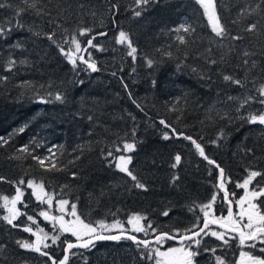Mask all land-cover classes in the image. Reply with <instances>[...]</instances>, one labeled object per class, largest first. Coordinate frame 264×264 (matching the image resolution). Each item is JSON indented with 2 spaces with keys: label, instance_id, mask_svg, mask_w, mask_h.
Wrapping results in <instances>:
<instances>
[{
  "label": "trees",
  "instance_id": "1",
  "mask_svg": "<svg viewBox=\"0 0 264 264\" xmlns=\"http://www.w3.org/2000/svg\"><path fill=\"white\" fill-rule=\"evenodd\" d=\"M33 2L37 8L50 11L51 17L38 16L36 9L28 6ZM0 3L12 5L0 8V24L13 27L0 38V77H8L0 82V137L8 140L0 146V176L5 178L0 181V197L15 195L16 185L12 182L23 178V203L17 207L36 221L33 224L21 216L16 223L32 226L34 233L42 228L49 237L55 234L54 227L39 215L44 204L26 186L27 180L34 179L43 181L56 198L75 203L77 213L87 223L127 221L133 214H140L146 215L161 232L189 228L197 215L202 216L198 208L195 212L189 208L210 200L216 191L213 186L218 170L198 154L190 141L173 136L159 123L161 119L177 132L193 137L209 159L225 170L231 179L226 186L229 193H235L234 200L242 192L236 184L247 177L249 169L264 173V125L240 118L258 115L262 106L257 101L237 112L240 103L257 95L264 85V28L257 33L244 31L252 22L259 21L264 26V0H215L216 11L230 36L244 37L236 41L215 37L203 7L195 0H149L146 5L137 4L136 0ZM113 4L117 9H111ZM18 8L26 9L18 18L22 28L15 27ZM136 11L141 15L136 16ZM49 19L61 27L49 24ZM181 25L194 31L185 32ZM79 27H90L93 32L77 39L85 45L96 36L93 43L103 48H91L84 56L88 60L91 53L90 62L99 69L96 72L80 61L73 69L57 47L59 44L69 48L64 41ZM121 30L129 34L137 49L135 60L128 55L131 49L127 44L116 43ZM52 31L56 43L44 36ZM33 32L41 35L34 36ZM99 32L107 35L98 36ZM17 42L23 48H15ZM245 51L254 53L249 59L257 62L255 68L251 63L243 64ZM10 57L17 61L26 59L28 63H18L13 71H4ZM148 60L153 61L151 66ZM212 60L216 63H210ZM224 75L241 79L244 87L224 81ZM57 92L63 95V102L55 100ZM230 96L235 99L228 100ZM21 127L25 131L19 132ZM166 131L171 137L167 140L163 138ZM221 132L223 137L217 140ZM124 142H134V151L124 152ZM24 145L33 155L50 159L41 166L29 153L18 151ZM108 151L113 152L112 157H107ZM120 153L132 156L129 168L147 191L135 188L131 178L114 167ZM177 154L182 159L173 168ZM14 156L20 158L13 159ZM52 163L56 169L49 170ZM73 172L77 173L76 178ZM173 177L178 179L173 181ZM253 186L264 188V176L255 178L250 187ZM257 203L264 211V198ZM227 206L218 200L215 209L224 214ZM164 211H169V215H162ZM5 215L8 209L0 198V244L4 245L0 264H51L47 257L16 244L17 240L33 242L36 236L23 231V227L7 226L2 219ZM137 235L144 238L155 233ZM74 238L71 233H61V240L45 250L59 260L64 254L63 241ZM46 243L51 244V240ZM219 243L215 238H205L202 249L217 248L215 256L223 257L226 264H235L241 250L264 257L262 244L251 248L233 240L231 247L226 248L219 247ZM170 244L177 243L168 241L165 248ZM202 249L196 264H215V257ZM72 251L82 255L70 257L69 264H84V257L87 264H151L140 259L136 245L127 239L98 241L90 250Z\"/></svg>",
  "mask_w": 264,
  "mask_h": 264
},
{
  "label": "snow or ice",
  "instance_id": "2",
  "mask_svg": "<svg viewBox=\"0 0 264 264\" xmlns=\"http://www.w3.org/2000/svg\"><path fill=\"white\" fill-rule=\"evenodd\" d=\"M24 3H28V0H23ZM195 2L203 7V14L207 17L208 23L211 26V31L214 33L215 37L224 39L225 37H229L231 40H242L244 39L243 36L236 35L230 36L228 28L224 23H222L219 14L216 11L215 0H195ZM137 4H148L149 0H136ZM30 8L36 9V14L38 16L47 15L51 17L52 13L50 11H45L42 8H37L36 3L33 2L28 5ZM4 7H12L11 4L0 3V8ZM83 8V5L79 6ZM117 5L113 4L111 9H117ZM259 7V5L257 6ZM26 9L18 8L15 12V17H17L15 21L16 28H22L24 25L21 23L20 19H18ZM64 11V10H61ZM252 11H256L253 9ZM59 14V13H58ZM95 16V12L91 13ZM250 14V13H249ZM136 16H140L141 12L136 11ZM49 24H55L57 28L61 27L60 23L56 20L49 19ZM235 23V21L233 22ZM11 25V21H9ZM181 28L185 32L194 31L189 27H185L181 25ZM264 26L260 25L259 21L252 22L247 25L244 29L246 33H257L259 32ZM13 31V27H5L3 24H0V38L5 37L7 33ZM65 31H67L65 29ZM93 32V29L90 27H79L77 32L73 33L69 38L65 39L64 43L69 45H74L75 49L73 50L71 47L65 48L61 45H57L59 52L62 56H65L68 62L73 66V69L77 67V60L82 62L83 64L87 65L88 69L91 71L96 72L99 69L95 62L91 61V53H89V59L86 60L83 56H76V53L87 51L86 48H82L80 41L77 39V36L83 37L90 35ZM34 36H40L41 32H33ZM98 36H105L107 35L104 32L97 33ZM46 39L56 43L54 37L55 32H47L44 33ZM96 39V36H92L90 39L87 40L88 46L92 48H98V50L103 51V48L95 45L93 41ZM181 41L184 40V37H179ZM116 43L127 46L131 49L128 53L129 56L135 60V53L137 49L132 46V41L128 33L124 31H119L118 37L116 39ZM15 48H23V44L17 42L14 45ZM254 53L245 51L243 56L246 59L243 60V64L248 66L251 63V67L255 68L257 66V62L255 60L250 61V57L253 56ZM27 64L28 61L26 59H22L17 61L16 58L10 57L7 61L6 67L4 71L11 72L16 67L17 64ZM148 65L151 66L153 61L148 60ZM210 63L215 64L216 61L212 60ZM135 71V69H133ZM115 75V73H113ZM7 76L0 77V82L7 81ZM224 81L231 82L234 85L244 87V81L241 79H235L232 75H224ZM80 83H83L81 81ZM127 88V85H124ZM49 96H52V93H48ZM55 100L63 102L64 97L61 93L57 92L55 94ZM234 97H228V100H233ZM42 102H47L44 100L43 97H40ZM264 106V85H261L260 88L257 90V95L248 96L244 99L240 106L237 108V112L240 109L244 108L246 105L257 102ZM135 103V101H133ZM139 107V105H137ZM244 119L247 123H259L260 125H264V112L260 114H250L247 117H240ZM89 120L92 117L88 118ZM134 119V117H133ZM161 125L165 128L169 129L171 134L176 137H182L185 140L190 141L195 149L198 151V154L204 158L210 165H214L215 168L218 170V177L217 183L213 186L216 191L213 192L210 200L206 204L201 205H193L189 208V211L195 212L198 208L199 212L202 213V216H196V222L192 224L189 228L184 229L183 231L176 229L174 232H161L158 229L152 226V222L148 220L146 215L142 216L140 214H133L129 217L127 223L133 226V231L136 233H144L147 235L149 232L155 233L153 240L148 239H139L137 235L128 234L127 230L124 227V224L119 220H113L111 224H107L105 221H97L96 225L94 226L91 223H85L83 219L77 214L76 211V204L70 203L67 199H56V194L52 193L49 194L46 191L45 184L43 181L37 183L32 179L27 180L26 186L29 189H32V195L35 196L36 200L39 201L41 204H47L48 206H52L53 200H55V204L58 206V210L62 215L60 216H50L48 211H41L39 213L40 216L44 217L45 220H52L54 225L55 234L49 237V234L43 232L42 229L38 230L39 232L43 233L39 235L33 232V227L30 225H20L16 223L19 217L26 216L28 221L36 223L35 218L33 216L27 215L26 212H21V210L17 207V204L23 203V196L24 191L20 187L21 185L25 184V180L21 178L19 181L12 182L16 185L15 188V195L9 198L7 195H3L2 198L5 202V207L8 209V215L2 217L3 221L6 223L7 226L12 228H19L23 227V231L32 233L36 236V239L33 242H29L27 240L21 241L17 240L16 244L24 250L34 251L39 253L41 256L47 257L51 264H69L70 257L82 255L79 251H72L73 249H84L90 250L91 248L95 247L96 242L103 241V240H112V241H120L122 239L131 240L137 247L139 252V256L141 260L150 261L151 264H196V257L200 255L202 245L205 241V238H215L219 241V247H231V242L233 240H238L239 246H245L251 248H256L257 244L264 245V211L260 210L259 204L257 201H260L264 198V188H258L253 186L250 188V185H253V181L255 178L264 176V173L255 171V170H248L247 177L243 180V183H237L236 187L241 188L244 190V195L241 196L238 200H234L233 197L235 193H229L227 188V183H231L230 177H226L225 170L220 167L219 164L215 160L209 159V157L205 154L204 147L198 143L193 137L185 135L183 132H177L172 125L168 124L165 120L161 119L159 121ZM26 127V126H25ZM25 127H21L18 131L23 132L25 131ZM133 136H135V131L133 130ZM223 137V132H221L217 140ZM164 139H170L169 132H164L163 135ZM8 140L3 137H0V146L7 144ZM212 143H217V141H212ZM39 147V145H36ZM136 145L135 143H128L124 142L123 144V151L124 152H132L134 151ZM19 152L29 153L32 156V159L38 161L41 166L45 165V161L49 160L50 157H44L43 159L33 155L29 152V146L24 145L22 148L18 150ZM51 149L49 152L51 153ZM117 152L121 151L118 147L116 149ZM251 152V150H248ZM113 152L108 151L107 157H112ZM13 159H19L20 157L14 156ZM79 159V157H76ZM181 156L179 154L175 155L172 167L175 168L181 162ZM132 162L131 155H119L116 158V163L114 167L118 169L120 172L125 173L131 180L134 182V187L137 189H141L147 191V186L144 183H141L137 176L133 174L130 170L129 165ZM69 163H75V161H69ZM109 164H112V161L109 160ZM56 169V164L52 163L50 165L49 170ZM58 170V169H57ZM73 178H76L77 173H72ZM178 179V177H173V181ZM5 178L0 176V181H4ZM63 191V189H62ZM222 193V195H221ZM221 200L227 203L226 212L227 215H220L216 216L215 212V205ZM237 205L239 207L238 212L233 211V205ZM10 205V206H9ZM66 206H70L71 208V215L74 217L73 220H65L64 213L66 212ZM115 215V214H113ZM164 216L169 215V211H164L162 213ZM141 221H147L146 224H142ZM56 222L59 223V228H55ZM216 225L219 229L216 230L211 226ZM113 229H119V234L112 235V234H104L106 232H111ZM61 233H71L72 236L76 238V242H70L68 240L63 241L65 247L63 248V256L61 259L57 260L53 257L48 251L45 249L50 248L52 245H56L58 241L61 240ZM51 239V244L46 243L48 239ZM168 241H176L179 246L176 247H166ZM4 248V245L0 244V250ZM204 252H210L215 257V264H226V261L223 257L215 256L217 248H208L203 247L202 249ZM260 251L264 253V247L260 248ZM84 264H87V257H84ZM235 264H264V257L262 256H253L250 252L241 250L239 253V259L235 262Z\"/></svg>",
  "mask_w": 264,
  "mask_h": 264
},
{
  "label": "rangeland",
  "instance_id": "3",
  "mask_svg": "<svg viewBox=\"0 0 264 264\" xmlns=\"http://www.w3.org/2000/svg\"><path fill=\"white\" fill-rule=\"evenodd\" d=\"M79 40V39H78ZM80 41V44H81V47L82 48H84V43L81 41V40H79ZM70 47L74 50L75 49V46L74 45H70ZM91 48L92 47H90V46H88L87 47V51L89 52L90 50H91ZM87 51H85V53L87 52ZM80 53L81 52H79V53H76V56L77 57H79L80 56ZM77 61H79V60H77ZM261 112H264V106H262V109H261V111H260V113ZM259 113V114H260ZM129 143V142H128ZM119 155H126V154H124V153H120V154H118L117 155V157L119 156ZM116 157V158H117ZM32 180H34V179H32ZM35 182H37V183H39L40 181H37V180H34ZM241 183H243V181L241 182ZM251 188V187H250ZM31 191H33L32 189H31ZM46 191L49 193V194H52V192H50V191H48L47 189H46ZM244 195V190L242 189V192L237 196V197H235V200H238L241 196H243ZM56 199H60V198H56ZM63 199H66V198H63ZM68 200V199H67ZM70 203H72V202H70ZM219 204V203H218ZM10 206V205H9ZM215 208H216V205L214 206ZM240 209H239V207L237 206V205H233V211L234 212H238ZM41 211H48L49 212V215L50 216H53V215H55V216H60V215H62V213H60V211L58 210V206L55 204V200H53V204H52V206L50 207V206H48L46 203L44 204V207H43V209L41 210ZM77 211V210H76ZM216 212H217V210H216ZM216 212H215V215L217 216V214H216ZM71 213V208H70V206H66V212L63 214L64 215V219L65 220H69V221H71V220H73L74 219V217L70 214ZM218 213V212H217ZM78 214V213H77ZM79 215V214H78ZM227 215V212H224V216H226ZM81 218V217H80ZM82 219V218H81ZM128 219H129V217H128ZM128 219H127V221H128ZM127 221H120V222H122L123 224H124V227L125 228H133V226L131 225V224H128V223H126ZM48 222H49V224L51 225V226H53L54 227V225H53V221L52 220H48ZM85 223H87V222H85ZM112 223V222H111ZM111 223H107V224H111ZM93 225L95 226L96 225V223H93ZM128 225V226H127ZM55 227H57V229L59 228V223L58 222H56V224H55ZM212 228H214V229H216V230H222V229H219V228H217V227H215V226H211ZM40 229H42V228H39V229H37L36 231H37V234H39V235H42L43 233H41V232H39L38 230H40ZM43 230V229H42ZM113 230H115V229H113ZM43 232H46L45 230H43ZM47 233V232H46ZM50 237H51V235H50ZM48 240H51L50 238L48 239ZM47 240V241H48ZM176 246H179L178 245V243L177 244H170L168 247H176ZM258 246H260L259 245V243L257 244V246L256 247H258ZM243 251H247V252H250V251H248V250H243ZM253 256H257V255H253Z\"/></svg>",
  "mask_w": 264,
  "mask_h": 264
},
{
  "label": "water",
  "instance_id": "4",
  "mask_svg": "<svg viewBox=\"0 0 264 264\" xmlns=\"http://www.w3.org/2000/svg\"><path fill=\"white\" fill-rule=\"evenodd\" d=\"M87 47H88V44L86 43V45L84 46V48H86L87 49ZM84 53H85V51H82L81 52V54H80V56H83L84 55ZM216 226V225H215ZM218 227V226H217ZM128 232V234H132V235H136L135 233H132V232H130V231H127ZM104 234H112V235H116V234H119V231H117V232H112V233H104ZM138 236V235H137ZM139 239H148V240H153V238H154V235L153 236H151V237H146V238H143V237H138ZM70 242H73V243H75L76 242V239L75 240H72V241H70ZM176 242V241H175ZM63 256V255H62ZM62 258V257H61ZM60 258V259H61Z\"/></svg>",
  "mask_w": 264,
  "mask_h": 264
},
{
  "label": "flooded vegetation",
  "instance_id": "5",
  "mask_svg": "<svg viewBox=\"0 0 264 264\" xmlns=\"http://www.w3.org/2000/svg\"><path fill=\"white\" fill-rule=\"evenodd\" d=\"M216 214H217V216L224 215V214H222V213H217V212H216ZM127 226H128V225H127ZM125 229H126V230H128V229L132 230L131 228H125ZM114 231H117V229L114 230Z\"/></svg>",
  "mask_w": 264,
  "mask_h": 264
}]
</instances>
